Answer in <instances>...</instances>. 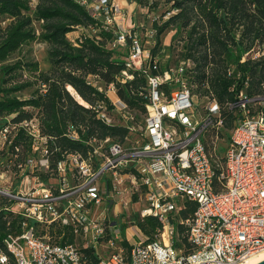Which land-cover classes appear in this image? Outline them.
I'll return each mask as SVG.
<instances>
[{
	"label": "built area",
	"instance_id": "obj_1",
	"mask_svg": "<svg viewBox=\"0 0 264 264\" xmlns=\"http://www.w3.org/2000/svg\"><path fill=\"white\" fill-rule=\"evenodd\" d=\"M79 1L94 18L103 16L111 24L113 6L107 0L95 1V7L92 2ZM117 28L114 45L124 46L126 38H132L126 68L149 64L150 53L136 35ZM154 35L153 29L147 30V36ZM263 55L264 46L257 47L240 62ZM191 66L190 61H183L162 76L147 77L148 105L134 145L91 139L90 156L67 155L54 169H50L51 152L38 121L4 118L0 126V210L18 223L15 231L7 228L0 238V264H241L264 252V96L247 98L240 92L236 101L227 104L240 117L221 151L217 145L224 125L220 108L214 100L202 109L195 103L186 74ZM122 75L132 78L126 71ZM227 75H234V67ZM162 85L174 89L166 95ZM115 100L112 111L132 119L127 106ZM97 118L114 123L105 111ZM19 131L31 146L17 162L19 147L14 152L7 148ZM69 136L77 138L74 130ZM95 157L100 159L97 165ZM11 178H16L15 184L9 182ZM133 195L144 203L140 219L150 216L161 223L152 242L139 239L131 243L121 236V222L113 220L117 215L108 216V198L126 207L131 198L125 200V196ZM184 200L194 202L196 209L182 222L188 229L186 243L177 246L173 221ZM57 228L68 229L73 243L60 244L52 238L49 232ZM124 241L131 247L128 254ZM98 248L108 254L102 257ZM86 250H92L98 260Z\"/></svg>",
	"mask_w": 264,
	"mask_h": 264
},
{
	"label": "trees",
	"instance_id": "obj_2",
	"mask_svg": "<svg viewBox=\"0 0 264 264\" xmlns=\"http://www.w3.org/2000/svg\"><path fill=\"white\" fill-rule=\"evenodd\" d=\"M137 1L143 5L142 0ZM163 2L170 6L159 21L152 23L156 44L149 52V64L145 63L141 69H127L125 64L132 38L127 37L124 46L114 45L118 31L116 24H107L103 16L94 18L79 0H39L34 9L29 0H0V126L9 116L13 122L36 119L51 152L50 169L67 155L90 156L93 150L89 144L91 139L109 138V143L125 144L132 121L106 124L97 118L102 111L113 112L106 90L111 87L129 111L145 116L149 93L147 77L162 76L173 68L169 65L162 67L157 53L161 36L172 31L173 42L183 50V61L192 63L186 71L192 94L206 102L214 100L217 103L224 123L220 138L225 132L229 140L228 131L236 125L240 114L229 109L227 104L236 101L240 92L247 98L264 96V55L240 62L248 51L264 46V0ZM167 14L168 17L163 19ZM34 22L39 23V33ZM79 27L90 29L91 33L82 34L75 42L69 41L67 34ZM35 41L49 47V71H40L38 64L31 61L6 64L11 56ZM231 67H234V75L228 76ZM25 71L30 77L23 78ZM123 71L132 78L125 79ZM89 78L97 81L104 90ZM30 89L33 90L29 96H21ZM173 89L167 85L161 87L166 95ZM71 130L75 131L77 138L69 136ZM30 146V139L19 131L7 152H14V147H19L17 162H20L29 153ZM94 163H100L99 157L94 158ZM45 176L40 175L42 179ZM132 200L136 201L137 196L133 195ZM195 209L196 204L191 201L184 200L179 204V213L173 221L179 239L177 246L186 243L188 229L182 222L190 219ZM132 220L145 237V243L155 240L162 228L161 223L150 216L143 219L133 216ZM17 223V218L0 210V238L6 234L7 228L15 231ZM126 227L122 224L120 228L124 237ZM49 234L60 244L73 243L68 229H51ZM123 245L128 254L131 247L126 241ZM85 252L94 261L98 260L92 250Z\"/></svg>",
	"mask_w": 264,
	"mask_h": 264
},
{
	"label": "rangeland",
	"instance_id": "obj_3",
	"mask_svg": "<svg viewBox=\"0 0 264 264\" xmlns=\"http://www.w3.org/2000/svg\"><path fill=\"white\" fill-rule=\"evenodd\" d=\"M31 8L34 9L35 5L38 3L39 0H29ZM92 2L93 6L95 7L97 4L95 1L98 0H89ZM143 5H140L137 0H107V3L113 6V12L109 15L112 22L116 24V26L121 27L127 35H136L139 42L142 44L143 49L147 52H150L151 49L156 44L155 37L147 36V30L152 28V23L154 21H159V17L163 15L168 9L170 5H166L163 0H142ZM171 13H174L172 11ZM168 14L163 17L166 19ZM34 27L36 31L39 33L40 27L39 23L34 22ZM91 33L90 29L79 27L74 32L67 34V39L71 42H75L82 34H89ZM174 33L172 31L165 32L163 36H161V44L159 46L158 59L161 62L162 67L165 65H169L175 67L183 62V50L181 49L180 45H176L173 42L172 37ZM49 47L46 43H42L40 41H35L22 49H20L17 53L10 57V59L6 62L7 65L14 64L16 61L23 60V61H31L36 62L38 64L39 70L42 72H47L50 69V64L48 61V51ZM151 53V52H150ZM30 77L28 72H23V78ZM91 82L95 85L99 86L97 81H94L92 78H89ZM0 85H1V72H0ZM101 90H104L103 87L99 86ZM33 89L27 90L21 94L23 97L29 96ZM106 94L111 101H116L118 99L115 96V93L110 91L109 89L106 90ZM194 101L199 106L200 109L206 106L207 102L203 98L197 97L194 95ZM108 114V113H107ZM108 116L114 123H121L124 124L126 122L130 123L132 121L129 136L126 139V143L124 147H131L135 144L136 140L138 139L139 130L142 126L143 116L138 112H131L128 120L121 116L117 115L114 112H109ZM227 132V131H226ZM222 135L221 139L218 141L217 145L220 149H223L227 143L228 138L226 137L225 132ZM230 133V131H228ZM207 143L211 146L210 136L206 137ZM11 165V164H10ZM1 163H0V170H1ZM16 178L9 179L11 184H15ZM127 186V184H125ZM15 187V185L13 186ZM123 197V196H122ZM119 196L116 199H120ZM124 198V197H123ZM125 200L130 199L131 201L128 203L126 207H123L119 201L113 202L110 198L107 199L105 202V208L108 212V216L114 217L115 214L117 215L116 218L113 220L120 221V228L122 224L126 225L127 231H125V238H127L131 243L135 242L136 239H143L145 237L140 233V231L135 227L133 224V216H136L140 219L139 213L141 209L144 207V203L139 201L137 198L136 201H133V196H125ZM102 209V208H101ZM122 236V234H121ZM124 237V236H122ZM99 254L104 257L108 254L104 248L97 249Z\"/></svg>",
	"mask_w": 264,
	"mask_h": 264
},
{
	"label": "bare ground",
	"instance_id": "obj_4",
	"mask_svg": "<svg viewBox=\"0 0 264 264\" xmlns=\"http://www.w3.org/2000/svg\"><path fill=\"white\" fill-rule=\"evenodd\" d=\"M73 95L76 96L75 93ZM76 98L81 104H84L79 97L76 96ZM263 259H264V252L260 253L258 255L250 257L249 259H247L245 262H243L241 264H256V263H258L259 261H261Z\"/></svg>",
	"mask_w": 264,
	"mask_h": 264
},
{
	"label": "water",
	"instance_id": "obj_5",
	"mask_svg": "<svg viewBox=\"0 0 264 264\" xmlns=\"http://www.w3.org/2000/svg\"><path fill=\"white\" fill-rule=\"evenodd\" d=\"M256 264H264V259L263 260H261V261H259L258 263H256Z\"/></svg>",
	"mask_w": 264,
	"mask_h": 264
},
{
	"label": "crops",
	"instance_id": "obj_6",
	"mask_svg": "<svg viewBox=\"0 0 264 264\" xmlns=\"http://www.w3.org/2000/svg\"><path fill=\"white\" fill-rule=\"evenodd\" d=\"M137 240H139V239H136L135 242H136Z\"/></svg>",
	"mask_w": 264,
	"mask_h": 264
}]
</instances>
